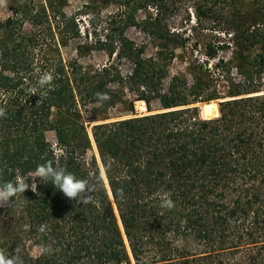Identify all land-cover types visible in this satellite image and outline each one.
<instances>
[{
  "label": "trees",
  "instance_id": "1",
  "mask_svg": "<svg viewBox=\"0 0 264 264\" xmlns=\"http://www.w3.org/2000/svg\"><path fill=\"white\" fill-rule=\"evenodd\" d=\"M7 1L20 6L21 16L0 21V109L5 112L0 117V183L21 176L29 188L16 197L19 207H0V250L11 256L19 246L23 264H206L211 255L215 264H229L220 255L240 249L234 242L226 246L233 241L230 222L249 212L264 216V0H197L193 4L198 22L202 17L215 19L213 30L226 34L227 40L217 48L232 50L225 63L239 76L237 81L229 79L225 96L230 99L220 101L218 107L212 100L220 97L214 89L203 93L213 79L204 73H209L207 68L201 70L202 63L187 65L191 85L172 76L163 91L166 51L169 46L170 51L183 47L186 41L170 32L163 20L180 0H89L86 8L98 1L122 8L110 15V32L97 42L98 48H108L109 54L116 49L119 58L129 60V75L122 79L116 71L111 79H94L80 73L77 65L62 62L59 43L66 41L65 33L76 34L73 21H63L59 32L64 40L60 37L52 43L54 50L43 59L53 75L51 85L43 88L36 81L32 88L27 81L34 78L33 53L27 48L36 42L35 30L23 34L20 28L24 19L36 26L44 23L42 29L53 35L55 26L48 11L53 17L57 11L63 18L60 7L65 0H44L37 7L22 0ZM219 1L223 7H215ZM139 11L143 18L137 25L142 24L160 45V65L153 57H142L143 49L123 35L126 26L136 24L134 14ZM117 14L125 16L116 18ZM115 34L116 40L112 39ZM215 53L209 47L206 54L214 58ZM216 64L224 62L218 59ZM108 81L125 83L137 92L136 100L145 102L148 113L92 127L102 177L94 158L89 167L82 158L92 145L77 104L85 100L84 95L106 110L115 97L105 94ZM153 97L160 103V112L150 107ZM198 102L205 103L204 119L197 115L196 105L187 106ZM211 104L216 113L208 115L206 106ZM127 110L137 114L131 101ZM258 122L263 124L261 131L254 132ZM48 130L55 133L58 154L46 140ZM46 161L89 183L99 179L91 202H81L86 194L70 200L50 180L42 183L39 178L38 193L32 192L34 180L27 175ZM244 177L254 183L229 202L227 196L237 191L241 185L237 180ZM15 209L21 212L16 222ZM41 225L47 226L43 232ZM190 237L204 246L200 253L173 243ZM29 239L41 248L50 247L51 252L28 255L25 243ZM251 243L256 248L249 255L252 264H264V239Z\"/></svg>",
  "mask_w": 264,
  "mask_h": 264
},
{
  "label": "rangeland",
  "instance_id": "2",
  "mask_svg": "<svg viewBox=\"0 0 264 264\" xmlns=\"http://www.w3.org/2000/svg\"><path fill=\"white\" fill-rule=\"evenodd\" d=\"M43 1L44 0H22L21 2L29 7H33L32 5H34V7H37L39 6V3ZM88 1L89 0H65V3H63L60 7V9L64 13L63 18L57 11L54 17L53 13L48 11L51 22L55 26V32L53 35L50 32L42 29L44 23L42 25L36 26L29 20H23L20 32L23 34H30L31 32H33V30H35L36 35V44L34 43L33 46L29 45L27 48L33 53L32 75H34V78H27V81H29L30 83L29 86L33 88V81H36L37 83L39 76L42 73L50 72L49 70L45 69V67H47V61L44 62L43 59L48 56V53L52 51V49L54 50L53 46L51 45L52 43H57L58 40H60V37L62 40H64V36H61L59 32V30L62 28L63 21H73V32H76V34L71 35V33H65V36L67 35V38L65 39L66 41L64 42V44L59 41L60 43L58 49L62 62H64L65 64L73 63L77 65L79 67L80 73L94 79L101 78L100 76H102V78L106 77L107 79H111L116 71L122 79L126 77V75H129V72L131 70V64L129 60H127L126 58H119L118 55H116V49L111 54H109L108 48H98L100 44L97 42L98 40H105L106 34L110 32L108 26L111 25L109 23L110 15L116 14V11L120 12L122 8H119V10H117V5L113 4L104 6L101 4V1H98L99 4L97 5H91L86 8L85 4H87ZM196 1L197 0L178 1L175 4L176 8L171 13L166 15L165 19H163L167 24L168 30L170 32H174L178 35L181 34L182 37H185L186 41L183 47L175 48L170 51L172 47L169 46V50L166 51L169 54L167 55L169 60H167V72L166 77L162 80V87L163 91L167 89L168 83L171 80L172 76L184 78L186 81V85H191L193 82V76L187 70V65L190 64L191 66H198L199 63H202L201 70L204 71L205 68H207L206 70L209 73H207L206 71H204V73L208 74L210 79H213L211 80L210 87L204 90L203 93L205 94L207 92L213 91L214 89L217 95L220 96L217 99H212L216 102L218 107V103L220 101L230 99L229 97L225 96L229 85V79L237 81L239 79V76L237 75L235 69L231 68L228 63H225L232 56V50L230 48H217L218 44H223L227 40L226 34L218 30H213V26L217 23L215 19H207L202 17L200 22H198L193 6L194 2ZM209 1L212 2L213 0ZM215 5V7H221V1L217 2ZM19 11L20 6H10L7 0H3V2H0V21H4L8 16L12 15L14 17H20L21 15ZM115 16L116 18H124L125 15L120 16L119 14H117ZM134 17L136 24L132 26H126L123 31V35L130 39L134 43V46L136 48L141 47L143 49V52L141 54L142 57H153L154 61L158 65H160L163 61L161 59V56L157 54V51L160 49V45L157 42L158 40L154 39L153 35L148 34L147 31L142 28V24H140V26L139 24L137 25V21L143 18V11L135 13ZM57 24H61V26L57 28ZM219 25H221L222 27L226 26L224 23H219ZM39 31L42 32L39 33ZM117 37L118 36L115 34L112 39L116 40ZM209 47H213L214 49H216L214 58H211L206 54ZM38 59L39 63L37 61ZM218 59H222V61L224 62L223 66L222 64H216L218 63ZM227 68L229 69V71H227ZM105 87L108 90V92L105 93L107 97L110 96V94L115 95V97L112 98V100L114 99V104L109 106L106 110L100 109L101 106H99V103H91L90 99L83 94L82 95L85 100H80V103L77 104V108L81 115V120L86 127V131L88 132V136L91 140L92 145L91 149H88L86 152H84L82 158L83 160H85V165L87 167L91 165V160L94 158L96 164L100 169V174L102 175V177H104L105 174L99 159L96 145L92 140V127L101 122H112L148 113L147 109L143 111H136L137 104L140 105L141 109L143 106L141 102H138L136 100L137 92L131 91L125 83L118 85V83L114 81H108ZM263 92L264 87L262 93ZM76 98L79 99V96L77 95ZM130 101L133 105V108L138 114L131 115L127 110ZM202 104L205 103L198 102L196 104H190L187 106L196 105L198 109L197 115L199 116V118H203L201 116ZM150 107L153 112H160L162 110L159 101L154 97L151 98ZM101 116H106L107 119L97 120ZM247 125V122L242 124V126L244 127H246ZM258 125L260 126H254V132H258V130L261 131L260 128L263 124H260L258 122ZM259 136L260 134L257 133L255 135V140H257ZM45 137L48 143L51 144L54 152L56 154L60 153L61 149L58 145H56L57 142L54 131H46ZM259 172L258 174L261 173ZM27 178L35 180V173L27 175ZM237 181L241 183V185L237 188V191L230 193L227 196V200L229 202L234 198V195H237L240 191L246 188L249 183H254L253 180H251L249 177H244V179L241 178ZM256 183L258 182H255V184ZM109 197L112 200L111 196ZM20 215V210L15 209V211L12 213V217L14 218L13 220L15 222L16 220L20 221ZM263 218L264 216H262L261 214L256 216L252 212H249L248 214L242 215L241 218H234L230 222L231 224H229V230H231V232L229 234V239L231 238L233 241L227 240L228 243L226 244V246L229 245L230 242H234V244H236L240 249L234 254H227L228 252L222 253L220 255V258L223 259L224 262L228 261L229 264H252L253 261L252 259H249V255L251 254L250 252L255 251L256 248L252 246L253 243L251 242L264 239V236H262V233L264 231ZM262 220L263 222H261ZM185 241L186 242H183L182 239L177 238L174 239L173 243L176 246L182 244L187 245V249L199 253L201 252L199 251V249H204V246L201 245L200 241H195V239H193L192 237ZM25 250L27 251L28 255H31L33 257H38L39 255L44 253L43 248H41L33 239H29L26 241ZM213 257L214 255L209 256L208 261L204 262L206 264H215L217 260L213 259ZM174 259L176 258H172V261H175ZM257 264H259V262H257Z\"/></svg>",
  "mask_w": 264,
  "mask_h": 264
},
{
  "label": "clouds",
  "instance_id": "3",
  "mask_svg": "<svg viewBox=\"0 0 264 264\" xmlns=\"http://www.w3.org/2000/svg\"><path fill=\"white\" fill-rule=\"evenodd\" d=\"M3 2V0H0ZM53 75L51 72H44L39 76L38 84L41 88L51 85ZM98 96L101 94H97ZM139 101V100H137ZM143 101V100H141ZM145 103V102H144ZM5 112L0 109V117H3ZM35 180L31 183V191L38 193L36 179L39 178L42 183L50 180L56 189L60 190L63 195L70 200H77L81 194H86V197L81 202L88 204L91 202L95 188L100 186V180L97 179L94 183L77 178L73 173L68 172L63 167H55L49 161L38 164L34 170ZM29 188V183L21 176H16L13 180L0 183V207H19L21 202L16 199L19 194H23ZM46 225H41L39 231L43 232ZM44 253H50L51 248L45 246ZM0 264H23L21 258V249L19 246L15 250V254L11 256L5 255L3 250H0Z\"/></svg>",
  "mask_w": 264,
  "mask_h": 264
},
{
  "label": "bare ground",
  "instance_id": "4",
  "mask_svg": "<svg viewBox=\"0 0 264 264\" xmlns=\"http://www.w3.org/2000/svg\"><path fill=\"white\" fill-rule=\"evenodd\" d=\"M141 104H142V109H144V102H141ZM206 110H207V114H209V115H211V114H215L216 113V107H215V105L214 104H211V105H209V106H206Z\"/></svg>",
  "mask_w": 264,
  "mask_h": 264
},
{
  "label": "built area",
  "instance_id": "5",
  "mask_svg": "<svg viewBox=\"0 0 264 264\" xmlns=\"http://www.w3.org/2000/svg\"><path fill=\"white\" fill-rule=\"evenodd\" d=\"M140 101H141V100H139L138 102H140ZM136 107L138 108V109L136 108V111H137V110H139V111H143V110L146 109V105H145L144 109H141V108H140V105H138V104H137ZM136 111H135V112H136ZM136 113H137V112H136ZM137 114H138V113H137Z\"/></svg>",
  "mask_w": 264,
  "mask_h": 264
}]
</instances>
